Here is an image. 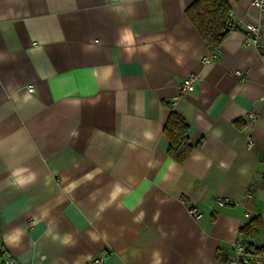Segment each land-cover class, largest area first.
<instances>
[{
	"label": "crops",
	"instance_id": "obj_1",
	"mask_svg": "<svg viewBox=\"0 0 264 264\" xmlns=\"http://www.w3.org/2000/svg\"><path fill=\"white\" fill-rule=\"evenodd\" d=\"M194 1L0 0V253L14 264L104 250L103 264H228L256 215L264 251V49L239 26L206 60ZM226 1L264 45V11ZM171 110L194 146L182 163Z\"/></svg>",
	"mask_w": 264,
	"mask_h": 264
},
{
	"label": "trees",
	"instance_id": "obj_2",
	"mask_svg": "<svg viewBox=\"0 0 264 264\" xmlns=\"http://www.w3.org/2000/svg\"><path fill=\"white\" fill-rule=\"evenodd\" d=\"M229 11L226 0H195L186 8V15L207 45L216 48L228 33V20L226 19L229 17ZM188 129L189 125L186 119L181 114L171 110L166 118L163 133L168 139L167 155L179 163L184 162L194 148L189 142ZM261 226V219L256 215L239 228L240 235L247 243L243 238H237V240L242 242L249 253L263 251L262 247H256L251 242Z\"/></svg>",
	"mask_w": 264,
	"mask_h": 264
},
{
	"label": "built area",
	"instance_id": "obj_3",
	"mask_svg": "<svg viewBox=\"0 0 264 264\" xmlns=\"http://www.w3.org/2000/svg\"><path fill=\"white\" fill-rule=\"evenodd\" d=\"M250 4L257 8L258 10L264 11V0H250ZM241 27L243 30V43L245 45H254L258 48L264 49V45L261 42V30L259 26L251 23L238 24L233 20L227 21V28L229 30ZM217 55V51L214 48L212 53L206 57V60L214 59ZM200 80L198 73L191 72L187 74L182 81L177 86V92L179 95L191 92L195 89L197 83ZM28 90L32 92L34 90L33 86L30 84L27 86ZM250 118H256L257 114L251 112L248 115ZM254 144L252 138H248L247 146L251 148ZM222 203H228L227 199H222ZM191 214L196 215V209L189 210ZM107 254L104 250L99 256L93 257L89 260V264H103V260ZM228 264H264V251H259L257 253H249L246 251L245 246L241 241L235 240L232 244V255L227 260ZM0 264H14V262L4 254L0 253Z\"/></svg>",
	"mask_w": 264,
	"mask_h": 264
}]
</instances>
